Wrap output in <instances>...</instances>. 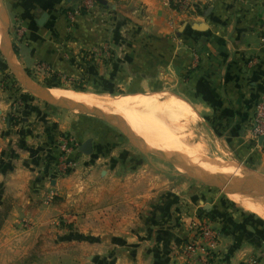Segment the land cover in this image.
I'll list each match as a JSON object with an SVG mask.
<instances>
[{"label": "crops", "instance_id": "1", "mask_svg": "<svg viewBox=\"0 0 264 264\" xmlns=\"http://www.w3.org/2000/svg\"><path fill=\"white\" fill-rule=\"evenodd\" d=\"M2 1L22 69L39 61L69 78L83 69L135 87L148 81L149 93L184 100L221 152L264 176V137L251 136L264 91V0H196L186 14L164 0H98L73 24L63 12L76 0ZM1 81L0 264H184L196 220L217 233L212 264H264L262 222L224 200L206 203L203 191L178 194L183 185L174 191L149 155L116 156L120 138L107 124L43 111ZM63 135L78 149L91 139V154L78 152L71 170L61 163Z\"/></svg>", "mask_w": 264, "mask_h": 264}, {"label": "bare ground", "instance_id": "2", "mask_svg": "<svg viewBox=\"0 0 264 264\" xmlns=\"http://www.w3.org/2000/svg\"><path fill=\"white\" fill-rule=\"evenodd\" d=\"M46 94L58 101L105 111L147 150L162 153L164 156L168 154L172 158L168 155L166 157L174 159L179 166L188 164L197 172L209 173V176L218 182L229 180L219 179L218 176L237 177L244 181L257 180V177L251 176L250 173L238 176L242 169L235 162L221 165L220 162L215 165L198 161L190 163L195 159L190 161L192 151L182 144L183 135L187 127L195 124L198 118L190 106L177 95L148 92L103 96L61 89H47ZM225 192L230 201L264 220V197L235 188L225 189Z\"/></svg>", "mask_w": 264, "mask_h": 264}, {"label": "rangeland", "instance_id": "3", "mask_svg": "<svg viewBox=\"0 0 264 264\" xmlns=\"http://www.w3.org/2000/svg\"><path fill=\"white\" fill-rule=\"evenodd\" d=\"M65 11H66V9L64 10V12ZM0 26H1V34H2V28H3L2 23L0 24ZM15 29L16 28H13L11 33H9L10 43H9V41H7V43H6L8 56L15 63L16 67L18 68V70L20 72V75H22V76L24 75V73L22 71V70H24L25 73L26 72L28 73V74L26 73L28 79L31 82H33L34 84H37L38 86L42 87L43 89H46V90L47 89L71 90V91H78V92H84V93H89V94H94V95H103V96H113L116 94L121 95V94L131 93V92H135V91L151 92L154 89L153 87L149 86L148 81L145 84L141 85L140 87H135L134 85H132L133 81H130V80L128 81L127 79L123 80L122 78H120V79L119 78L98 79V78H94V73H85L83 69L80 70V72L78 70V73H80V75L78 74V75H75V77L69 78L68 76H64L63 74L57 73L49 65H47L43 62H39V61H34V63L30 67H26L24 69H21V67L18 65V63L16 61H14L15 57H14V54H13L11 47H10V44H11L10 35L16 34ZM0 39H1V37H0ZM83 59L84 58H82V61H83ZM0 73H1L0 83H2L1 80H5L7 86H10L11 88L15 89V91L19 95L22 94V93H20V91H22L25 96H28L30 99L34 100L32 103L35 104V106H36V103L41 104V102H43V101H41V102L37 101V100H39L38 98L30 95L27 91H25L21 87V85L17 82V80L12 75L8 65L6 64V60L3 56V54L1 53V51H0ZM127 82H129V83H127ZM162 92H166V91L163 90ZM166 93H168V92H166ZM42 104L44 107V109H42L43 111L47 112L49 110L53 111L55 109V108L53 109V107L45 104L44 102ZM100 111H102L103 113L106 114L105 111H103V110H100ZM68 112L73 117L74 116L75 117H84V118H88L89 120H94L96 122H99V124H101V126H100L101 129L104 128L103 123L107 124L106 122H104L103 120H101L100 118H97V117L86 115V114H83V113H80L77 111H68ZM107 125L110 126L109 124H107ZM110 127L113 128L115 130V132H117L115 134H117L120 138L118 140H114V144H117L114 148L116 156L121 154V152L128 153V150H130V151L135 152L136 156H138V157L140 156V158H143L142 153L135 146H133L116 128H114L112 126H110ZM94 134H96V132H94ZM102 134H103V132L101 133V135ZM96 135H99L98 132ZM182 144L186 148L188 147L187 149H190L192 151V153L190 152V155H192V157H190L191 158L190 161L193 159H195V160H193L194 162L191 161L190 162L191 164H194L195 161L196 162L198 161L201 163H206V162L208 163L209 162L208 164H211V165L212 164L213 165L219 164V162H220L219 165H221V163L225 164V163L235 162V160L233 161L231 157L226 155V153L221 152V150L217 144H214L212 142V140L210 139V136L207 133L206 128H203L200 125L199 121H197L195 124H192V125L187 127V129L183 135ZM107 149H110V148H107ZM190 150H188V151H190ZM150 152H152V151H150ZM167 155L168 154H166V156ZM166 156H164L162 153H159V155L149 154V158H151L152 166L155 167L156 170L167 172L173 176L172 180H173L174 191H175V189L179 190L181 188L180 185H183V191L179 190L178 194L181 195L182 192L187 191L186 193H184V195H186L187 198H191L192 196H194L196 194V192H200V191L202 192L203 191L206 195V200H205L206 203L210 204L211 202H213V203L217 204V202L219 200H224V201L228 202V204H231L234 207L235 211L243 212L244 214H248V216L250 218H252L253 220H259V222H262V224L264 225L263 219H261L260 217L256 216L253 213L245 211L240 206H238L237 204L230 201L226 196L227 192H225V190L221 192L217 189H214V188H211L208 186H204V185L199 184V183H193V181H190V179L186 180L185 178L181 177L182 175L179 177H175V176H177V174H186L187 173L185 170H183L184 168H182V167H187L194 174L200 173V174H204L208 177H210L209 176L210 174L207 172H204V171L197 172L193 169L192 166H190L188 164L184 165V166H179V165L175 166L172 163V160H174V159L170 160ZM168 157H170V155H168ZM170 158H172V157H170ZM210 160L212 161L211 163H210ZM75 162H76V164L73 168H75L78 165V157L75 158ZM143 162L145 165H149V164H147L145 159H143ZM235 163L237 165H240V168L242 169V171L238 174V176H240L242 174H249L248 172H246V170H244L245 168L247 169L246 165H242L241 163L239 164V162L237 163V161ZM250 175L254 176L252 174H250ZM163 176H164V174H163ZM170 177L171 176L167 175L166 180H169ZM222 177L218 176L219 179H240L237 177H227V178L225 176H222ZM184 188H186V189L184 190ZM177 190H176V192H177ZM193 190H195V191H193ZM211 225H212V223H211ZM211 225H210V230L213 231V234H214L213 236H217L215 229H213V227ZM212 256H214L213 253H212ZM248 258L249 259L255 258L258 260V263H260V261L257 257H246L245 259L241 260L240 262L248 261ZM240 262H238V263H240Z\"/></svg>", "mask_w": 264, "mask_h": 264}, {"label": "built area", "instance_id": "4", "mask_svg": "<svg viewBox=\"0 0 264 264\" xmlns=\"http://www.w3.org/2000/svg\"><path fill=\"white\" fill-rule=\"evenodd\" d=\"M173 12L177 14H186L193 9L196 0H164ZM98 0H76L75 4L68 7L64 16L69 24H73L75 19L82 13H89ZM18 32V30H16ZM261 41L264 43V23L260 31ZM252 139L257 141L264 137V91L257 100L253 108V119L251 129ZM62 150L61 163L63 168L71 170L76 162V154L79 152L76 141L68 135H63L60 139ZM29 226L24 223L23 228ZM191 234L185 239L181 246V254L185 259L184 264H212V248L216 241L213 231L210 230L209 223L204 221H194L190 224ZM238 264H260L255 258H248V261Z\"/></svg>", "mask_w": 264, "mask_h": 264}, {"label": "water", "instance_id": "5", "mask_svg": "<svg viewBox=\"0 0 264 264\" xmlns=\"http://www.w3.org/2000/svg\"><path fill=\"white\" fill-rule=\"evenodd\" d=\"M68 3H71L72 0H67ZM46 19V14H41L39 19L37 20L38 25H42ZM2 23V34H1V40H0V51L3 54L6 64L8 65L12 75L17 80V82L21 85V87L27 91L30 95L38 98L39 100L43 101L45 104L53 107V108H59L66 111H77L86 115H90L93 117L100 118L110 126L116 128L133 146H135L143 155L148 156L149 154L159 155L157 152H150L148 151L133 135H131L128 131L123 129L117 121L110 115L105 114L101 111L72 105L63 101L55 100L51 97H49L46 94V89H43L42 87L38 86L37 84H34L31 82L25 71H23L24 75H20V72L18 68L16 67L15 63L10 59L8 56L7 46L6 43L9 41V27L10 22L8 15L6 13V10L3 5V1L0 0V24ZM10 43V41H9ZM11 50L12 44H10ZM14 54V52H13ZM22 69V68H21ZM92 148H91V139H87L85 142L82 143L80 146L79 152H82V154L89 156L91 154ZM172 163L175 166H178L177 162L172 160ZM184 168L187 173L186 174H179L182 175L196 183L202 184L204 186H208L214 189H217L219 191H224L225 189H239L243 192H247L248 194H257L259 196L264 197V176L259 175L252 172L251 170L244 169L246 172L254 175L257 177L256 181H244L241 179H229L227 181L218 182L211 177H208L204 174L196 173L194 174L192 171H190L187 167Z\"/></svg>", "mask_w": 264, "mask_h": 264}, {"label": "trees", "instance_id": "6", "mask_svg": "<svg viewBox=\"0 0 264 264\" xmlns=\"http://www.w3.org/2000/svg\"><path fill=\"white\" fill-rule=\"evenodd\" d=\"M12 49H13V52H14V54H16V50H15V48L13 47V45H12ZM27 73V72H26ZM28 74V73H27Z\"/></svg>", "mask_w": 264, "mask_h": 264}]
</instances>
